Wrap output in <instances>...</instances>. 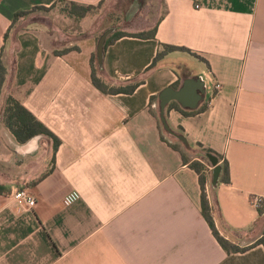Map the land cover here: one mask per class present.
I'll return each mask as SVG.
<instances>
[{
  "label": "crops",
  "instance_id": "crops-1",
  "mask_svg": "<svg viewBox=\"0 0 264 264\" xmlns=\"http://www.w3.org/2000/svg\"><path fill=\"white\" fill-rule=\"evenodd\" d=\"M56 1L0 0V110L14 98L57 140L54 150L44 136L18 144L0 120V264H264L260 245L218 246L178 152L192 157L198 143L226 161L228 183L219 169L212 183L209 164L205 193L218 233L239 243L264 215L252 204L264 195V0H162L153 38L108 45L103 73L138 79L160 45L189 53H167L131 94L115 95L89 81L92 36L54 55L30 29L11 28L15 13ZM185 80L199 88L173 97ZM17 190L33 208L16 204Z\"/></svg>",
  "mask_w": 264,
  "mask_h": 264
},
{
  "label": "trees",
  "instance_id": "trees-1",
  "mask_svg": "<svg viewBox=\"0 0 264 264\" xmlns=\"http://www.w3.org/2000/svg\"><path fill=\"white\" fill-rule=\"evenodd\" d=\"M56 2H63L67 5V10L65 11L66 16L72 18L74 21H79L83 19L86 15V12L92 8L91 5H80L73 2H65L62 0H57ZM54 2V3H56ZM53 3V4H54ZM51 4L50 6H52ZM49 6V7H50ZM33 9H45L42 6H36L31 8ZM29 10V11H30ZM28 11L17 12L13 15L12 24L17 21L18 18L25 15ZM155 24L149 32L144 33H124V32H111L105 37L103 47H102V55L105 48L112 44L114 41L121 37H132L138 39H151L154 36ZM5 39V34H4ZM77 51V48H70L65 50V52L69 51ZM184 52L189 53L185 48L169 46V45H160L159 49L156 51L154 58L151 63L144 69L143 76L138 79H129L124 82H116L113 83L109 79L106 78L103 70L101 68L100 63L97 61L95 57V52L91 53L88 59L89 64V81L91 85L96 88L103 95H115V94H131L136 87L141 85L144 82V76L149 71L154 70L157 66V62L167 53L170 52ZM54 55L64 54L63 52H53ZM101 55V58H102ZM101 62V61H100ZM5 69L0 60V90L2 87V83L4 80ZM182 115H187V113L179 111ZM0 120L4 126V128L8 131V133L12 136L13 140L22 144L28 141L29 139L36 136H44L49 138L52 141V148L55 149L57 145V140L52 136V134L42 126L38 121H36L21 105L20 103L10 96H6L3 100L2 107L0 110ZM186 150L189 148L186 144H183ZM174 150H178V147L175 145L171 146ZM197 149L198 153L194 154L192 157H188L182 151L178 150L180 154V159L182 164H185L189 169H191L197 177V184L199 188V211L202 219L206 223L212 237L218 244V246L222 249L225 254H237L244 253L245 251L251 249L254 246L260 245L264 249V229L262 230L260 236L255 239L252 243L247 245H238V243H234L224 237H222L215 225L211 215V208L206 198L205 188L208 183L209 178V167L210 163L208 157L214 158L216 161H219L218 169V179L217 181L220 183H228V166L226 161L214 153L210 149L203 148L200 144H195L193 146V150ZM3 192L0 187V194ZM261 208H256L258 214H261Z\"/></svg>",
  "mask_w": 264,
  "mask_h": 264
},
{
  "label": "rangeland",
  "instance_id": "rangeland-1",
  "mask_svg": "<svg viewBox=\"0 0 264 264\" xmlns=\"http://www.w3.org/2000/svg\"><path fill=\"white\" fill-rule=\"evenodd\" d=\"M64 10H67V5L63 2H56L43 10H30L18 18L11 28L17 32L30 29L43 41L44 45L52 48L53 52L64 51L65 54L68 53L65 50L77 48L90 36L96 42L99 35L106 30H110L109 34L111 32L131 34L149 32L162 15L163 5L162 0H100L79 21L66 16ZM164 134L169 137L167 133L164 132ZM169 138L178 142L173 137ZM193 151L194 154L198 153L197 149ZM186 155L190 156V153L187 152ZM263 229L264 215L260 222L254 224L244 234H240L243 238L239 240L238 245L253 242L260 236Z\"/></svg>",
  "mask_w": 264,
  "mask_h": 264
},
{
  "label": "water",
  "instance_id": "water-1",
  "mask_svg": "<svg viewBox=\"0 0 264 264\" xmlns=\"http://www.w3.org/2000/svg\"><path fill=\"white\" fill-rule=\"evenodd\" d=\"M109 32H110V30H106V31L102 32L96 41L95 57L99 63L101 61L103 43H104L105 37L109 34ZM200 85H201L200 92H202V84H200ZM197 88H199V85L197 83H192L191 80H185L182 84L181 89L178 92H176L175 94H173V97L178 99V97L180 95L182 96V93L186 92V90L189 89L192 91V90L197 89ZM188 99H190L189 100L190 105H192L196 101L197 96L192 95V97H189ZM160 122H161L162 128L166 132L170 133L166 124H165L164 118L162 117L161 111H160ZM176 138L178 140H180L182 143H184L183 139L180 136H176ZM208 160H209L210 165L214 167V170L212 171V175H213L212 183H214L216 181L214 173L218 170V167L215 166L216 160L214 158L208 157Z\"/></svg>",
  "mask_w": 264,
  "mask_h": 264
},
{
  "label": "built area",
  "instance_id": "built-area-1",
  "mask_svg": "<svg viewBox=\"0 0 264 264\" xmlns=\"http://www.w3.org/2000/svg\"><path fill=\"white\" fill-rule=\"evenodd\" d=\"M197 8V6H195ZM215 91H219V84L213 83L212 85ZM13 200L16 204L24 209H31L34 206V201L28 196L24 190H17L12 194ZM252 204L255 208L264 207V195L256 196L252 199Z\"/></svg>",
  "mask_w": 264,
  "mask_h": 264
}]
</instances>
